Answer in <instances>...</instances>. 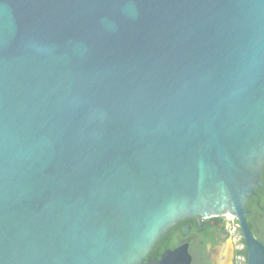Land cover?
<instances>
[{"label":"water","instance_id":"obj_1","mask_svg":"<svg viewBox=\"0 0 264 264\" xmlns=\"http://www.w3.org/2000/svg\"><path fill=\"white\" fill-rule=\"evenodd\" d=\"M263 168L264 0H0V264H143Z\"/></svg>","mask_w":264,"mask_h":264},{"label":"flooded vegetation","instance_id":"obj_2","mask_svg":"<svg viewBox=\"0 0 264 264\" xmlns=\"http://www.w3.org/2000/svg\"><path fill=\"white\" fill-rule=\"evenodd\" d=\"M262 183L247 201L244 221L230 213L180 220L143 264H264V168Z\"/></svg>","mask_w":264,"mask_h":264}]
</instances>
